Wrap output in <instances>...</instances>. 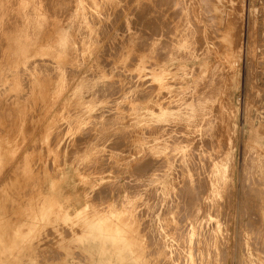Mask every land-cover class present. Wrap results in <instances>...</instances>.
Returning a JSON list of instances; mask_svg holds the SVG:
<instances>
[{
	"label": "rangeland",
	"instance_id": "374dc122",
	"mask_svg": "<svg viewBox=\"0 0 264 264\" xmlns=\"http://www.w3.org/2000/svg\"><path fill=\"white\" fill-rule=\"evenodd\" d=\"M54 1L0 0V264H264V0Z\"/></svg>",
	"mask_w": 264,
	"mask_h": 264
},
{
	"label": "bare ground",
	"instance_id": "6f19581e",
	"mask_svg": "<svg viewBox=\"0 0 264 264\" xmlns=\"http://www.w3.org/2000/svg\"><path fill=\"white\" fill-rule=\"evenodd\" d=\"M47 1H48V0H47ZM53 1H54V0H53ZM56 1H58V0H56ZM98 1H99V0H98ZM157 1H158V0H157ZM159 1L161 2L162 0H159ZM163 1H166V0H163ZM167 1H168V0H167ZM186 1H187V0H186ZM197 1H198V0H197ZM220 1H221V0H217V2H220ZM232 1H233V0H232ZM11 2H12V1H11ZM44 2H46V1H44ZM54 2H55V1H54ZM127 2H128V1H127ZM149 2H150V1H149ZM160 2H159V3H160ZM168 2H169V1H168ZM180 2H182V1H180ZM226 2H227V1H226ZM240 2H241V4H242V1H240ZM47 3H49V2H46V4H47ZM57 3H58V2H57ZM57 3H56L55 5H57ZM141 3H142V2H141ZM143 3H144V2H143ZM152 3H153V2H152ZM163 3H164V2H163ZM163 3H162V5H163ZM165 3H166V2H165ZM165 3H164V4H165ZM169 3H170V2H169ZM3 4H4V3H3ZM59 4H60V3H59ZM62 4H63V3H62ZM62 4H60V5H62ZM145 4H146V3H145ZM147 4H148V3H147ZM154 4H155V2H154ZM224 4H225V3H224ZM14 5H15V4H14ZM60 5H59V6H60ZM143 5H144V4H143ZM155 5H157V4H155ZM168 5L170 6L171 4H168ZM168 5H166V6H168ZM237 5H238V4H237ZM239 5H240V4H239ZM48 6H49V5H48ZM71 6H72V5H71ZM146 6H148V5H146ZM149 6L152 7L151 4H150ZM204 6H205V5H204ZM221 6H222V5H221ZM225 6H226V5H225ZM50 7H51V6H50ZM60 7H61V6H60ZM60 7H58V8H60ZM125 7H126V6H125ZM134 7H135V6H134ZM160 7H163V6L160 5ZM160 7H159V8H160ZM182 7H183V6H182ZM205 7H206V6H205ZM243 7H244V6H243ZM243 7H242V8H243ZM51 8H52V7H51ZM157 8H158V7H157ZM159 8H158V10H159ZM170 8H171V7H170ZM223 8H224V6L220 7L219 10H221V9H223ZM48 9H49V8H48ZM52 9H53V8H52ZM52 9H50V12H51ZM56 9H57V8H55L54 10H56ZM63 9H64V8H63ZM107 9H108V8H107ZM123 9H125V8H123ZM132 9H133V8H132ZM145 9H146V8H145ZM160 9H161V8H160ZM176 9H177V8H176ZM201 9H202V8H201ZM205 9H206V8H205ZM225 9H226V8H225ZM28 10H29V8H28ZM44 10H45V9H44ZM54 10H52V12H53ZM58 10H60V9H58ZM65 10H67V9H65ZM99 10H100V9H99ZM158 10H157V12H159ZM165 10H166V9H165ZM165 10H163V8H162V11H160L159 14H161V12H164ZM167 10H168V9H167ZM192 10H193V9H192ZM231 10H232V9H231ZM67 11H68V10H67ZM130 11H131V10H130ZM154 11H155V10H154ZM173 11H175V10L173 9ZM177 11H178V10H177ZM207 11H208V10H206V12H207ZM63 12H64V11H63ZM119 12H120V11H119ZM132 12H133V11H132ZM137 12H138V10H137ZM140 12H142V11H140ZM169 12H170V11H169ZM171 12H172V11H171ZM191 12H192V11H191ZM230 12H231V11H230ZM53 13H54V12H53ZM116 13H117V12H116ZM174 13L177 15L176 12H174ZM189 13H190V12H189ZM223 13H224V12H223ZM231 13L233 14V12H231ZM49 14H50V13H49ZM54 14H55V13H54ZM57 14H58V12H57ZM91 14H92V13H91ZM102 14H103V13H102ZM141 14H144V13H141ZM157 14H158V13H157ZM157 14H156V15H157ZM168 14H169V13H168ZM179 14H180V13H179ZM6 15H8V14H6ZM50 15H51V14H50ZM58 15H60V14H58ZM61 15H62V14H61ZM61 15H60V16H61ZM65 15H66V14H65ZM118 15H119V13H118ZM118 15H116V16H118ZM172 15H173V14H172ZM242 15H243V14H242ZM8 16H9V15H8ZM52 16H53V15H52ZM60 16H59V17H60ZM149 16L151 17V15H149ZM149 16H148V17H149ZM153 16H154V15H153ZM159 16H160V15H159ZM159 16H158V18H161V16H162V18H163V13L161 14L160 17H159ZM167 16L169 17V15H167ZM173 16H174V15H173ZM195 16H196V15H195ZM232 16H233V15H232ZM64 17H65V16H64ZM64 17H63V20H64ZM114 17H115V16H114ZM118 17H120V16H118ZM136 17H137V16H136ZM136 17H135V19H137ZM142 17H144V15H142ZM145 17H147V15H146ZM168 17H166V18H167V20H168V25H169V21L171 20V17H172V16H170V20L168 19ZM175 17H176V16H175ZM175 17H173V18H175ZM177 17H178V16H177ZM204 17H205V16H204ZM204 17H203V18H204ZM238 17H239V16H238ZM17 18H18V17H17ZM65 18H66V17H65ZM158 18H157V19H158ZM182 18H183V17H182ZM191 18H192V17H191ZM207 18H208V16H207ZM230 18H231V17H230ZM8 19H9V18H8ZM56 19H57V18H56ZM139 19H140V18H139ZM143 19H144V18H143ZM146 19H147V18H146ZM148 19H149V18H148ZM204 19H205V18H204ZM223 19H224V18H223ZM232 19H234V17H233ZM235 19H236V18H235ZM235 19H234V20H235ZM238 19H239V18H238ZM48 20H49V18H48ZM115 20H116V19H115ZM118 20H119V19H118ZM132 20H133V18H132ZM137 20H138V19H137ZM163 20L165 21V19H163ZM172 20L175 21V19H172ZM172 20L170 21V24H171ZM182 20H183V19H182ZM6 21H7V20H6ZM14 21H15V20H14ZM14 21H13V23H14ZM17 21H18V20H17ZM144 21H145V20H144ZM149 21H150V20H149ZM149 21H147V22H149ZM152 21H153V19H152ZM158 21L161 22L160 19H159ZM174 21H173V24H171L172 26L175 24ZM191 21H193V20H191ZM227 21H228V20H227ZM242 21H243V20H242ZM61 22H62V21H61ZM111 22H113V21H111ZM131 22H133V21H131ZM135 22H136V21H135ZM140 22H141V21H140ZM145 22H146V21H145ZM145 22H144V23H145ZM150 22H151V21H150ZM166 22H167V21H166ZM181 22H182V21H181ZM10 23H11V22H10ZM49 23H50V21H49ZM137 23H138V22H137ZM137 23H136V24H137ZM155 23H156V22H155ZM161 23H162V22H161ZM178 23H179V22H178ZM238 23H239V22H238ZM245 23H246V22H245ZM19 24H20V20H19ZM123 24H124V23H123ZM123 24H121V25L124 26ZM131 24H132V23H131ZM133 24H134V23H133ZM152 24H153V22H152ZM163 24H164V23H162V26H163ZM216 24H217V22H216ZM6 25H7V24H6ZM47 25H49V24L47 23ZM113 25H114V24H113ZM145 25H147V24H145ZM160 25H161V24H160ZM165 25H166V23H165ZM168 25H167L166 28H168ZM175 25L177 26V20H176V24H175ZM175 25H174V28H176ZM182 25H183V24H182ZM182 25H180V26H182ZM214 25H215V24H214ZM227 25H228V24H227ZM4 26H5V24H4ZM10 26H11V25H10ZM135 26H136V25H135ZM156 26H158V22H157V25H156ZM156 26H155V27H156ZM162 26H161V27H162ZM229 26H232V25H229ZM229 26H228V28H229ZM118 27H120V26H118ZM133 27H134V26H133ZM141 27H143V26H141ZM145 27H147V26H145ZM150 27H151V25H150ZM159 27H160V26H159ZM159 27H157V29H158ZM164 27H165V26H164ZM164 27H163V28H164ZM183 27H184V26H183ZM3 28H4V27H3ZM7 28H8V27H7ZM9 28L12 29L11 27H9ZM122 28H123V27H122ZM143 28H144V27H143ZM169 28H171L170 25H169ZM4 29H6V28H4ZM10 29H8V31H10ZM133 29H134V28H133ZM139 29H140V28H139ZM145 29H146V28H145ZM149 29H150V28H149ZM157 29H155V30H157ZM164 29H165V28H164ZM103 30H104V29H103ZM121 30H122V29H121ZM143 30H144V29H143ZM155 30H154V31H155ZM158 30H159V29H158ZM158 30H157V31H158ZM166 30H167L166 32L168 33V31L170 32L171 29H170V30H169V29H166ZM175 30H176V29H175ZM196 30H197V29H196ZM236 30H237V29H236ZM3 31H4V30H3ZM3 31H2V32H3ZM6 31H7V30H6ZM46 31H47V30H46ZM141 31H142V30H141ZM151 31H153V30L151 29ZM179 31H180V30H179ZM194 31H195V28H194ZM226 31H227V30H226ZM230 31L233 32L232 30H230ZM99 32H100V31H99ZM155 32H156V31H155ZM155 32H154V33H155ZM162 32H163V29H162ZM166 32H163V34L166 33ZM195 32H196V31H195ZM199 32H200V31H199ZM214 32H215V31H214ZM239 32L241 33L242 31L240 30ZM239 32H238V33H239ZM145 33H146V32H145ZM152 33H153V32H152ZM158 33H159V31H158ZM167 33H166V36H164V38H170V35L168 34V35H169V37H168V36H167ZM190 33H191V32H190ZM208 33H209V32H208ZM46 34H48V33L46 32ZM170 34H171V33H170ZM2 35H3V33H2ZM119 35H120V34H119ZM148 35H149V34H148ZM164 35H165V34H164ZM207 35H208V34H207ZM209 35H210V34H209ZM228 35H229V34H228ZM234 35H235V34H234ZM103 36H104V33H103ZM137 36H138V35H137ZM139 36H142V37H143V32H142V35L140 34ZM176 36H177V35H176ZM181 36H182V35H181ZM193 36H194V35H193ZM217 36H218V35H217ZM239 36H240V34H239ZM194 37H195V36H194ZM210 37L213 38L212 36H210ZM210 37H209V38H210ZM229 37H231V36L229 35ZM232 37H233V36H232ZM113 38H114V37H113ZM143 38H144V37H143ZM145 38H147V40H148V37H145ZM188 38H189V37H188ZM233 38H234V37H233ZM2 39H4V38H2ZM99 39H100V38H99ZM191 39H192V37H191ZM235 39H236V38H235ZM111 40H112V39H111ZM124 40H125V39H124ZM143 40H145V39H143ZM147 40H146V42H147ZM168 40H169V39H168ZM172 40H173V39H172ZM231 40H232V38H231ZM237 40H238V41H237ZM141 41H142V40H141ZM161 41H162V40H161ZM193 41H194V40H193ZM196 41H197V40H196ZM143 42H144V41H143ZM146 42H144V43H146ZM164 42H165V41H164ZM167 42H168V41H167ZM167 42H165V43H167ZM170 42H171V41H170ZM170 42H169V44H170ZM174 42H175V41H174ZM229 42H232V43H233L234 41H229ZM235 42H239V43H240V41H239V37H238V39H236ZM106 43H107V42H106ZM109 43H110V42H109ZM111 43H112V42H111ZM162 43H163V42H162ZM193 43H194V42H193ZM217 43H218V42H216V45H217ZM112 44H113V43H112ZM114 44H115V43H114ZM114 44H113V45H114ZM136 44L138 45V43H136ZM229 44H230V43H229ZM235 44H236V43H235ZM0 45H1V43H0ZM3 45H4V44H3ZM110 45H111V44H110ZM115 45H117V44H115ZM145 45H147V44H145ZM161 45H162V44H161ZM166 45H167V44H166ZM220 45H221V44H220ZM233 45H234V43L232 44V46H233ZM239 45H240V44H239ZM105 46H106V44H105ZM140 46H141V45H140ZM143 46H144V45H143ZM164 46H165V45H164ZM199 46H200V45H199ZM230 46H231V44H230ZM237 46H238V45H237ZM117 47H118V46H117ZM117 47H115V49H116ZM138 47H139V46H138ZM145 47H146V46H144V48H145ZM167 47H169V46H167ZM233 47L235 48L236 45L233 46ZM233 47H232V48H233ZM241 47H242V46H241ZM243 47H244V46H243ZM2 48H3V47H2ZM106 48H107V47H106ZM113 48H114V47H113ZM113 48H112V49H113ZM141 48H142V47H141ZM163 48H164V47H163ZM229 48L231 49V47H229ZM234 48H233V49H234ZM136 49H137V48H135V50H136ZM145 49H146V48H145ZM203 49H204V48H203ZM219 49H220V48H219ZM239 49H240V48H239ZM103 50L106 51V49H103ZM103 50H102V51H103ZM113 50H114V49H113ZM198 50H199V49H198ZM108 51H109V50H108ZM157 51H158V50H157ZM160 51H161V49H160ZM230 51H231V50H230ZM234 51H235V50H233V52H234ZM237 51H238V49H237L235 52H237ZM124 52H125V51H124ZM137 52H138V50H137ZM168 52H169V51H168ZM202 52H203V51H202ZM233 52L231 51V52H229V53H232V54H233ZM106 53H107V52H106ZM110 53H111V52H110ZM112 53H113V52H112ZM130 53H131V52H130ZM162 53H163V52H162ZM162 53H161V54H162ZM219 53H220V52H219ZM101 54H103V52H102ZM131 54H132V53H131ZM159 54H160V53H159ZM232 54H231V56L234 55V54H233V55H232ZM106 55H107V54H106ZM106 55H105V56H106ZM112 55H113V54H112ZM114 55H115V54H114ZM133 55H134V54H133ZM155 55L157 56V54H155ZM0 56H2V55H0ZM98 56H99V55H98ZM107 56H108V55H107ZM134 56H135V55H134ZM100 57H101V55H100ZM108 57H109V56H108ZM130 57H131V56H130ZM135 57H136V56H135ZM135 57H134V58H135ZM158 57H159V55H158ZM158 57H156V58H158ZM233 57H235V55H234ZM233 57H232V59H233ZM236 57H237V55H236ZM0 58H1V57H0ZM131 58H133V56H132ZM156 58H154V59H156ZM162 58H163V57H162ZM102 59H103V57H102ZM230 59H231V58H230ZM232 59H231V60H232ZM39 60H40V59H39ZM98 60H99V59H98ZM131 60H132V59H131ZM134 60H135V59H134ZM231 60H229V62H231ZM100 61H101V60H100ZM155 61H156V60H155ZM158 61H159V60H158ZM1 62H2V61H1ZM98 62H99V61H98ZM107 62L109 63V61H107ZM110 62H111V61H110ZM112 62H113V61H112ZM128 62L130 63V61H128ZM128 62H127V63H128ZM134 62H135V61H134ZM229 62H228V63H229ZM235 62H236V61H235ZM237 62H238V61H237ZM101 63H102V62H101ZM131 63H132V62H131ZM105 64H106V63H105ZM149 64H150V63H149ZM108 65H109V64H108ZM126 65H127V64H126ZM132 65H133V64H132ZM134 65H135V64H134ZM146 65H147V64H146ZM39 66H40V65H39ZM104 66H105V65H104ZM127 66H128V65H127ZM148 66H149V65H148ZM40 67H41V66H40ZM105 67H106V66H105ZM146 67H147V66H146ZM215 67H216V66H215ZM223 67H224V66H223ZM42 68H43V67H42ZM67 68H68V67H67ZM128 68H129V67H128ZM40 69H41V68H40ZM48 69H49V68H48ZM70 69H71V68H70ZM195 69H196V68H195ZM215 69H216V68H215ZM66 70H67V69H66ZM77 70H78V69H77ZM107 70H108V69H107ZM107 70H106V71H107ZM220 70H221V69H220ZM125 71H126V70H125ZM196 71H197V70H196ZM42 72H43V71H42ZM55 72H56V71H55ZM122 72H123V71H122ZM21 73H22V72H21ZM21 73H20V75H21ZM68 73H69V71H68ZM68 73H67V74H68ZM77 73H78V72H77ZM222 73H223V72H222ZM222 73H221V74H222ZM53 74H54V73H53ZM134 74H135V73H134ZM145 74H146V73H145ZM214 74H215V73H214ZM88 75H89V74H88ZM128 75H129V74H128ZM141 75H142V74H141ZM24 76H25V75H24ZM120 76H121V75H120ZM192 76H193V75H192ZM51 77H52V76H51ZM54 77H55V76H54ZM116 77H117V76H116ZM214 77H215V76H214ZM21 78H22V77H21ZM25 78H26V77H25ZM208 78H209V76H208ZM19 79H20V77H19ZM40 79H41V78H40ZM69 79H71V78H69ZM197 79H198V78H197ZM22 80H23V79H22ZM42 80H43V79H42ZM24 81H25V80H24ZM24 81H22V82H24ZM45 81H46V80H45ZM115 81H116V80H115ZM145 81H146V80H145ZM50 82H51V81H49V83H50ZM68 82H69V81H68ZM112 82H113V81H112ZM112 82H111V83H112ZM117 82H118V80H117ZM134 82H135V81H134ZM217 82H218V81H217ZM154 83H155V82H154ZM198 83H199V82H198ZM205 83H206V82H205ZM22 84H23V83H22ZM108 84H109V82H108ZM116 84H117V83H116ZM24 85H25V84H24ZM26 85H27V83H26ZM28 85H29V84H28ZM106 85H107V84H106ZM195 85H196V84H195ZM116 86H117V85H116ZM116 86H115V87H116ZM193 86H194V85H193ZM23 87H24V86H23ZM26 87H27V86H26ZM117 87H118V86H117ZM219 87H220V86H219ZM146 88H147V87H146ZM148 88H149V87H148ZM148 88H147V89H148ZM195 88L199 89L198 87H195ZM24 89H25V88H24ZM27 89H28V88H27ZM153 89H154V88H153ZM154 90H155V89H154ZM193 90H194V89H193ZM195 91H196V90H195ZM25 92H26V91H24V93H25ZM149 92H150V91H149ZM196 92H197V93H196L195 97L197 96L198 92H200V91L197 90ZM29 93H30V92H29ZM93 93H94V92H93ZM116 93H117V92H116ZM116 93H114V94H116ZM161 94H162V93H161ZM22 95H23V94H22ZM24 95H25V94H24ZM24 95H23V96H24ZM26 95H27V94H26ZM92 95H93V94H92ZM145 95H146V94H145ZM147 95H148V93H147ZM162 95H163V94H162ZM100 96H101V94H100ZM119 96H120V95H119ZM87 97H88V96H87ZM143 97H144V96H142V98H143ZM161 97H162V96H160V98H161ZM213 97H214V96H213ZM139 98H140V97H139ZM197 98H198V97H197ZM8 99H9V98H8ZM136 100H138V99H136ZM1 102H2V101H1ZM217 102H218V101H217ZM33 103H34V102H33ZM1 104H2V103H1ZM6 104H7V103H6ZM37 105H38V104H37ZM8 107H9V106H8ZM171 107H173V106H171ZM6 108H7V107H6ZM6 108H5V109H6ZM34 108H35V107H34ZM58 109H59V108H58ZM119 109H120V108H119ZM38 110H39V109H38ZM225 110H226V109H225ZM6 112H7V111H6ZM119 112H120V111H119ZM220 113H221V112H220ZM96 114H97V113H96ZM11 115H12V114H11ZM29 115H30V114H29ZM111 115H112V114H111ZM5 116H6V115H5ZM13 116H14V115H13ZM33 116H34V115H33ZM96 116H97V115H96ZM109 116H110V115H109ZM11 117H12V116H11ZM107 117H108V116H107ZM110 117H111V116H110ZM110 117H109V118H110ZM8 118H9V117H8ZM107 119H108V118H107ZM92 122H93V121H92ZM3 123H4V122H3ZM8 123H9V122H8ZM6 124H7V123H6ZM105 124H106V123H105ZM0 125H1V123H0ZM61 125H62V124H61ZM3 126H4V125H3ZM32 126H33V125H32ZM37 127H38V126H37ZM57 127H58V126H57ZM156 127H157V126H156ZM64 128H65V127H64ZM160 128H161V127H160ZM177 128H178V127H177ZM177 128H176V130H177ZM181 128H182V127H181ZM181 128H180V129H181ZM183 128H184V127H183ZM217 128H218V127H217ZM36 129H37V128H36ZM24 130H25V129H24ZM92 130H93V129H92ZM184 130H185V129H184ZM27 131H28V130H27ZM174 131H175V130H174ZM178 131H179V130H178ZM180 131H181V130H180ZM218 131H219V129H218ZM221 131H222V130H221ZM13 132H14V130H13ZM34 132H35V131H34ZM39 132H40V131H39ZM62 132H63V131H62ZM167 132H168V131H167ZM58 133H59V132H58ZM221 133H222V132H221ZM15 134H16V133H15ZM36 134H37V133H36ZM60 134H61V132H60ZM89 134H90V133H89ZM126 134H127V133H126ZM213 134H214V133H213ZM217 134H218V133H217ZM61 135H62V134H61ZM214 135H215V134H214ZM221 135H222V134H221ZM221 135H220V136H221ZM35 136H36V135H35ZM54 136H55V135H54ZM56 136H57V134H56ZM78 136H79V135H78ZM87 136H88V135H87ZM196 136H197V135H196ZM218 136H219V135H218ZM122 137H123V136H122ZM223 137H224V136H223ZM225 137H226V136H225ZM79 138H80V137H79ZM90 138H91V137H90ZM118 138H119V137H118ZM120 138H121V137H120ZM183 138H184V137H183ZM188 138H189V137H188ZM50 139H51V138H50ZM81 139H83V138H81ZM215 139H216V138H215ZM75 140H76V139H75ZM75 140H74V141H75ZM79 140H80V139H79ZM187 140H188V139H187ZM207 140H208V139H207ZM25 141H26V140H25ZM84 141H85V140H84ZM125 141H126V139H125ZM174 141H175V140H174ZM214 141H216V140H214ZM80 142H81V141H80ZM208 142H209V141H208ZM25 143H26V142H25ZM27 143H28V142H27ZM68 143H69V142H68ZM75 143H76V142H75ZM204 143H206V142H204ZM79 144H80V143H79ZM111 144H112V143H111ZM207 144H209V143H207ZM62 145H63V144H62ZM76 145H77V144H76ZM107 145H108V144H107ZM115 145H116V144H115ZM202 145H203V144H202ZM77 146H78V145H77ZM116 146H117V145H116ZM196 146H197V145H196ZM222 146H223V145H222ZM28 147H29V146H28ZM61 147H62V146H61ZM203 147H204V146H203ZM192 148H193V147H192ZM223 148H224V147H223ZM223 148H222V149H223ZM17 149H18V148H17ZM60 150H61V149H60ZM70 150H71V148H70ZM76 150H77V149H76ZM107 150H108V149H107ZM126 150H127V149H126ZM126 150H125V151H126ZM18 151H19V150H18ZM34 151H35V150H34ZM71 151H73V150H71ZM80 151H81V150H80ZM110 151H111V150H110ZM24 152H25V151H24ZM44 152H45V151H44ZM17 153H18V152H17ZM28 153H29V152H28ZM59 153H60V152H59ZM23 154H24V153H23ZM25 154H26V153H25ZM69 154H70V153H69ZM188 154H189V153H188ZM194 154H195V153H194ZM192 155H193V154H192ZM44 156H45V155H44ZM31 157H32V156H31ZM67 157H68V156H67ZM99 157H100V156H99ZM99 157H98V158H99ZM148 157H149V156H148ZM171 157H172V156H171ZM16 158H17V157H16ZM35 158H36V157H35ZM104 158H105V157H104ZM144 158H145V157H144ZM160 158H161V157H160ZM191 158H192V157H191ZM27 159H28V158H27ZM68 159H69V158H68ZM146 159H147V158H146ZM155 159H156V158H155ZM158 159H159V158H158ZM195 159H196V158H195ZM106 160H107V159H106ZM149 160H150V159H149ZM160 160H161V159H160ZM19 161H20V160H18V164H19ZM60 161H61V160H60ZM97 161H98V159H97ZM140 161H141V160H140ZM156 161H157V160H156ZM176 162H177V161H176ZM11 163H12V162H11ZM29 163H30V162H29ZM34 163H35V161H34ZM58 163H59V162H58ZM142 163H143V162H142ZM164 163H165V161H164ZM164 163H163V164H164ZM193 163H194V162H193ZM205 163H206V162H205ZM9 164H10V163H9ZM9 164H8V165H9ZM15 164H16V162H15ZM50 164H51V163H50ZM138 164H139V163H138ZM155 164H157V163L155 162ZM155 164H154V165H155ZM194 164H195V163H194ZM194 164H193V166L196 165V164H195V165H194ZM209 164H210V163H209ZM13 165H14V164H13ZM32 165H33V164H32ZM59 165H60V164H59ZM97 165H98V164H97ZM100 165H101V164H100ZM141 165H143V164H141ZM146 165H148V164H146ZM178 165H179V164H178ZM241 165H242V164H241ZM48 166H49V165H48ZM151 166H152V165H151ZM155 166H157V165H155ZM161 166L163 167V165H161ZM179 166H180V165H179ZM191 166H192V164H191ZM191 166H190V167H191ZM7 167H8V166H7ZM49 167H50V166H49ZM10 168H12V167H10ZM13 168H15V167L13 166ZM17 168H18V167H17ZM51 168H52V167H51ZM88 168H89V167H88ZM90 168H91V166H90ZM145 168H147V167H145ZM153 168H154V166H153ZM153 168H152V169H153ZM191 168H192V167H191ZM197 168H199V166H198ZM8 169H9V168H8ZM49 169H50V168H49ZM53 169H54V168H53ZM97 169H98V168H97ZM101 169H102V168H101ZM195 169H196V168H195ZM199 169H200V168H199ZM203 169H204V168H203ZM99 170H100V167H99ZM205 170H206V169H205ZM10 171L15 172L13 169L10 170ZM40 171H41V170H40ZM117 171H119V170H117ZM150 171H151V169H150ZM152 171H154V170H152ZM159 171H160V170H159ZM178 171H179V170H178ZM183 171H184V170H183ZM195 171H196V170H195ZM203 171H204V170H203ZM91 172H92V170H91ZM112 172H113V171H112ZM134 172H135V171H134ZM143 172H145V171H143ZM148 172H149V170H148ZM148 172H147V173H148ZM199 172H200V171H199ZM201 172H202V171H201ZM3 173H4V172H3ZM3 173H2V174H3ZM32 173H33V172H32ZM39 173H40V172H39ZM39 173H38V174H39ZM141 173H142V172H141ZM145 173H146V172H145ZM195 173H196V172H195ZM8 174H9V172H8ZM8 174H7V175H8ZM14 174H15V173H14ZM0 175H1V174H0ZM7 175H6V176H7ZM157 175H158V174H157ZM193 175H194V174H193ZM179 176H180V175H179ZM241 176H242V175H241ZM4 177H5V176H4ZM9 177H10V175H9ZM126 177L128 178V176H126ZM137 177H138V176H137ZM143 177H144V176H143ZM177 177H178V176H177ZM1 178H2V177H1ZM7 178H8V176H7ZM144 178H145V177H144ZM10 179H11V178H10ZM12 179H13V178H12ZM12 179H11V180H12ZM133 179H134V178H133ZM202 179H203V178H202ZM202 179H201V182H202ZM7 180H8V179H7ZM34 180H35V179H34ZM39 180H40V178H39ZM174 180H175V179H174ZM203 180H204V179H203ZM1 181H2V180H1ZM4 181H5V180H4ZM187 181H188V180H187ZM199 181H200V178H199ZM23 182H24V180H23ZM40 182H41V181H40ZM40 182H39V183H40ZM111 182H112V181H111ZM132 182H133V181H132ZM197 182H198V181H197ZM201 182H200V183H201ZM1 183H2V182H1ZM6 183L8 184V182H6ZM106 183H107V182H106ZM109 183H110V182H109ZM116 183H117V182H116ZM136 183H137V182H136ZM185 183H187V182L185 181ZM18 184H19V183H18ZM104 184H105V183H104ZM30 185H31V184H30ZM106 185H107V184H106ZM136 185H138V184H136ZM187 185H188V184H187ZM201 185H204V186H205V185H207V184H202V183H201ZM102 186H103V184H102ZM116 186H118V185H115V187H116ZM130 186H131V185H130ZM140 186H142V184H141ZM185 186H186V185H185ZM17 187H18V186H17ZM189 187L191 188V186H189ZM189 187L187 186V189H188V190H189ZM195 187H196V186H195ZM198 187L200 188V186H198ZM201 187H202V186H201ZM25 188H26V187H25ZM192 188H193L192 190H195L194 187H192ZM251 188H252V187H251ZM17 189H18V188H17ZM17 189H16V190H17ZM32 189H33V188H32ZM36 189H37V188H36ZM203 189H204V187H203ZM253 189H254V188H253ZM11 190H12V189H11ZM102 190H103V189H102ZM130 190H131V189H130ZM132 190H133V189H132ZM139 190H140V189H139ZM192 190H190V191H192ZM248 190H249V189H248ZM251 190H252V189H251ZM99 191H100V190H99ZM147 191H148V190H147ZM180 191H181V190H180ZM190 191H189V192H187V191L185 192V191H184V194L187 193V198H188V194H189V193H193V191H192V192H190ZM198 191H201V190L199 189ZM203 191H204V193H205V190H203ZM253 191H254V190H253ZM134 192H135V191H134ZM182 192H183V190H182ZM195 192H197V190H196ZM255 192H256V191H255ZM93 193H94V192H93ZM95 193H96V192H95ZM129 193H130V192H129ZM170 193H171V192H170ZM175 193H176V192H175ZM201 193H202V192H201ZM245 193H246V192H245ZM252 193H253V192H252ZM14 194H15V193H14ZM99 194H100V192H99ZM130 194H132V193H130ZM149 194H150V193H149ZM171 194H172V193H171ZM193 194H195V193H193ZM193 194H192V195H193ZM199 194H200V193H199ZM199 194H198V195H199ZM21 195H22V194H21ZM24 195H25V193H24ZM106 195H107V193H106ZM115 195H116V194H115ZM145 195H146V194H145ZM147 195H148V194H147ZM153 195H154V193H153ZM153 195H152V196H153ZM174 195H175V194H174ZM178 195H179V194H178ZM178 195H176V196H178ZM180 195L182 196V193H181ZM192 195L190 194L191 198H192ZM202 195H203V194H202ZM107 196H108V195H107ZM170 196H171V195H170ZM181 196H180V197H181ZM183 196H185V195H183ZM199 196L201 197V194H200ZM199 196H198V197H199ZM250 196H251V195H250ZM263 196H264V195H263ZM91 197H92V196H91ZM98 197H99V196H98ZM105 197H106V196H105ZM178 197H179V196H178ZM194 197H195V195H194ZM194 197H193V199H194ZM196 197H197V194H196ZM196 197H195V198H196ZM229 197H230V196H229ZM15 198H16V197H15ZM25 198H26V197H25ZM94 198H95V197H94ZM94 198H93V200H94ZM102 198H104V197H102ZM150 198H151V197H150ZM172 198H173V197H172ZM185 198H186V197H185ZM148 199H149V198H148ZM180 199H181V198H180ZM156 200H157V199H156ZM160 200H161V199H160ZM164 200H165V199H164ZM174 200H175V199H174ZM182 200H183V198H182ZM197 200H199V199L197 198ZM175 201H176V200H175ZM179 201H181V200H179ZM179 201H178V202H179ZM187 201H188V200H187ZM229 201H230V200H229ZM100 202H101V201H100ZM153 202H154V201H153ZM168 202H169V201H168ZM182 202H183V201H182ZM192 202H194V200H193ZM192 202H190V203H192ZM97 203H98V202H97ZM103 203H104V202H103ZM172 203H175V202L173 201ZM184 203H185V202H184ZM187 203H188V202H187ZM153 204H154V203H153ZM224 204H225V203H224ZM148 205H149V204H148ZM155 205H157V204H155ZM163 206H164V204H163ZM185 206H186V205H185ZM208 206H209V205H208ZM224 206H225V205H224ZM149 207H150V205H149ZM155 207H157V206H155ZM171 207H172V206H171ZM191 207H192V206H191ZM206 207H207V205H206ZM225 207H226V206H225ZM189 208H190V207H189ZM97 209H98V207H97ZM150 209H151V207H150ZM163 209H164V208H163ZM184 209H185V208H184ZM202 209H203V208H202ZM145 210H146V209H145ZM168 210H169V209H168ZM168 210H167V211H168ZM186 210L189 211L188 208H187ZM99 211H100V209H99ZM253 211H254V210H253ZM139 212H140V210H139ZM156 212H157V211H156ZM240 212H241V211H240ZM201 213H202V212H201ZM9 214H11V213H9ZM248 214H249V213H248ZM143 215H144V214H143ZM176 215H177V214H176ZM249 216H250V215H249ZM253 216H254V215H253ZM175 217H176V216H175ZM187 217H188V216H187ZM168 218H169V217H168ZM13 219H14V218H13ZM169 219H170V218H169ZM11 220H12V219H11ZM147 220H148V219H147ZM150 220H151V219H150ZM178 221H179V219H178ZM135 223H136V222H135ZM169 225H170V224H169ZM169 225H168V226H169ZM203 226H204V225H203ZM240 226H241V225H240ZM182 227H183V226H182ZM135 228H136V227H135ZM171 228H172V227H170V229H171ZM75 229H76V228H75ZM143 229H144V228H143ZM59 230H60V229H59ZM65 230H66V229H65ZM76 230H77V229H76ZM76 230H75V231H76ZM179 230H180V229H179ZM259 230H260V229H259ZM45 231H46V230H45ZM49 231H50V229H49ZM66 231H67V230H66ZM153 231H154V230H153ZM166 231H167V230H166ZM177 231H178V230H177ZM241 231H242V230H241ZM257 231H258V230H257ZM140 232H141V231H140ZM150 232L152 233V231H150ZM183 232H184V231H183ZM51 233H52V232H51ZM76 233H77V232H76ZM151 233L149 234V236L151 235ZM154 233H155V235H156V232H154ZM181 233H182V232H181ZM46 234H47V233H46ZM52 234H54V233H52ZM146 234H147V233H146ZM69 235H70V234H69ZM176 235H177V233H176ZM262 235L264 236V231H263V234H262ZM63 236H66V235H63ZM144 236H145V235H144ZM259 236H260V235H259ZM176 237H177V236H176ZM176 237H175V239H176ZM181 237H182V236H181ZM53 238H54V237H53ZM114 238H115V237H114ZM117 238H119V237H117ZM149 238H150V237H149ZM154 238H155V236H154ZM42 239H43V237H42ZM250 239H252V238H250ZM152 240H154V239H152ZM158 240H159V239H158ZM253 240H254V239H253ZM47 241H48V240H47ZM87 241L89 242L90 239L87 240ZM143 241H144V240H143ZM185 241H186V240H185ZM147 242H148V241H147ZM160 242H161V241H160ZM51 243H52V242H51ZM141 243H142V241H141ZM161 243H162V242H161ZM173 244H174V243H173ZM258 244H259V243H258ZM44 245H45V244H44ZM151 245H152V244H151ZM251 245H252V244H251ZM263 245H264V244H263ZM263 245H262V246H263ZM48 246H49V245H48ZM83 246H84V245H83ZM144 246H145V248H147L146 243H145ZM160 246H161V245H160ZM45 247H46V245H45ZM49 247H50V246H49ZM252 247H253V246H252ZM43 248H44V247H43ZM145 248H144V249H145ZM257 248L259 249V248H260V245H259V247H257ZM40 249H41V248H40ZM45 249H46V248H45ZM71 249H72V248H71ZM88 249H89V247H88ZM48 250H49V249H48ZM105 250H107V248H106ZM141 250H142V249H141ZM255 250H256V248H255ZM41 251L43 252V250H41ZM46 251H47V250H46ZM147 251H148V250H147ZM147 251H146V249H145V252H147ZM176 251H177V250H176ZM258 251H260L261 253H263V252H262V251H263L262 249H261V250H258ZM258 251H257V252H258ZM50 252H51V251L49 250V253H50ZM56 252H57V251H56ZM142 252H143V250H142ZM180 252H181V249H180ZM242 252H243V251H242ZM260 252H259V253H260ZM54 253H55V252H54ZM83 253H84V252H83ZM151 253H152V252H151ZM37 254H38V253H37ZM57 254H58V253H57ZM123 254H124V253H123ZM148 254H149V253H148ZM154 254H155V253H154ZM222 254H224V253H222ZM41 255H42V254H41ZM104 255H105V254H104ZM110 255H111V254H110ZM125 255H126V254H124V256H125ZM146 255H147V253H146ZM263 255H264V254H263ZM50 256H51V255H50ZM52 256H53V255H52ZM60 256H61V255H60ZM112 256H113V255H112ZM46 257H47V256H46ZM56 257H57V255H56ZM174 257H175V256H174ZM177 257H178V256H177ZM49 258H50V257H49ZM51 258H52V257H51ZM53 258H54V257H53ZM76 258H77V257H76ZM96 258H97V256H96ZM181 258H182V257H181ZM235 258H236V257H235ZM47 260H48V259H47ZM100 260H101V259H100ZM100 260H98V261H100ZM133 260H134V259H133ZM141 260H142V258H141ZM102 261H103V260H102ZM160 261H161V260H160ZM160 261H159V262H160ZM104 262H105V261H104ZM181 262H182V260H181ZM96 263H97V260H96ZM133 263H134V262H133ZM97 264H98V263H97ZM136 264H142V262L139 260V261L136 262Z\"/></svg>",
	"mask_w": 264,
	"mask_h": 264
}]
</instances>
